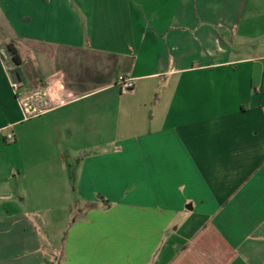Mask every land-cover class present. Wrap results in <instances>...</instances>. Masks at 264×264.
<instances>
[{"label": "crops", "instance_id": "crops-1", "mask_svg": "<svg viewBox=\"0 0 264 264\" xmlns=\"http://www.w3.org/2000/svg\"><path fill=\"white\" fill-rule=\"evenodd\" d=\"M6 36L0 264H264V0H0Z\"/></svg>", "mask_w": 264, "mask_h": 264}, {"label": "built area", "instance_id": "built-area-1", "mask_svg": "<svg viewBox=\"0 0 264 264\" xmlns=\"http://www.w3.org/2000/svg\"><path fill=\"white\" fill-rule=\"evenodd\" d=\"M0 56L3 61H9V57L5 49H0ZM7 69L10 70L11 68L7 67ZM113 86L119 89L121 92H131L134 88V80L124 76H118L114 81ZM11 87L13 91L17 93L18 84L13 82ZM17 99L25 116L38 115L47 108L55 107L59 104L52 92L47 89L40 90L26 98ZM8 139H11V136H8Z\"/></svg>", "mask_w": 264, "mask_h": 264}, {"label": "rangeland", "instance_id": "rangeland-1", "mask_svg": "<svg viewBox=\"0 0 264 264\" xmlns=\"http://www.w3.org/2000/svg\"><path fill=\"white\" fill-rule=\"evenodd\" d=\"M4 39L7 40V41H6V44H8V43L11 42V39H8L7 36H6ZM1 48L4 49V47H1ZM7 55H8V57H9V54H7ZM21 55H22V53H21ZM1 63H2V66H3L4 68H7V67H9V66L12 67V66H11L12 62H11L10 60H9L8 62H5V61H3V60L1 59ZM32 65H33V64H32L31 62L27 63L25 70H26L28 73L31 72L30 68L32 67ZM12 70H13L12 68L9 70V73H10L11 77H12V74H11ZM29 70H30V71H29ZM31 77L34 79L33 74L31 75ZM13 82H15V81L13 80ZM18 85L21 86V90H22V88L27 87V84H26V81H25L24 76L21 77V82H20ZM31 85H33V86L37 85V81L35 82V79H34V81L32 80ZM43 85H45V84H43ZM21 90L18 89L17 92H20ZM17 98L21 99V96H19V97H17ZM75 209H76V207H75ZM72 215H73V218H75V217L78 215V211L74 210V212L72 213Z\"/></svg>", "mask_w": 264, "mask_h": 264}, {"label": "trees", "instance_id": "trees-1", "mask_svg": "<svg viewBox=\"0 0 264 264\" xmlns=\"http://www.w3.org/2000/svg\"><path fill=\"white\" fill-rule=\"evenodd\" d=\"M7 54H9V59L12 62L13 66L16 68L22 63L19 52L14 45V43L10 42L4 47Z\"/></svg>", "mask_w": 264, "mask_h": 264}, {"label": "water", "instance_id": "water-1", "mask_svg": "<svg viewBox=\"0 0 264 264\" xmlns=\"http://www.w3.org/2000/svg\"><path fill=\"white\" fill-rule=\"evenodd\" d=\"M11 74H12L13 80L16 81L17 80L16 78H18V69L12 70Z\"/></svg>", "mask_w": 264, "mask_h": 264}]
</instances>
